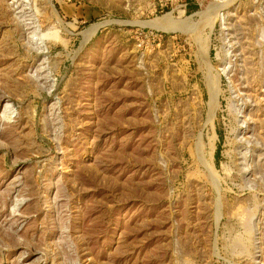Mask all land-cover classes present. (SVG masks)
<instances>
[{
    "label": "rangeland",
    "instance_id": "1",
    "mask_svg": "<svg viewBox=\"0 0 264 264\" xmlns=\"http://www.w3.org/2000/svg\"><path fill=\"white\" fill-rule=\"evenodd\" d=\"M0 264H264V0H0Z\"/></svg>",
    "mask_w": 264,
    "mask_h": 264
},
{
    "label": "bare ground",
    "instance_id": "2",
    "mask_svg": "<svg viewBox=\"0 0 264 264\" xmlns=\"http://www.w3.org/2000/svg\"><path fill=\"white\" fill-rule=\"evenodd\" d=\"M163 19H164V20H163ZM163 19H160V20H163V22H160V23H158V24H153V27H154V26H155L156 28L159 27V28H161V29H163V30H164V29H166V30H173V27H175V26L172 27V24H173V23L170 24V22H171L170 19H172V18H170V15L166 16V17L163 18ZM160 20H159V21H160ZM178 22H179V21H178ZM178 22H177V26H176V28L180 30V27L182 26V24H179V25H181V26H179V28H178ZM175 23H176V22H175ZM175 25H176V24H175ZM182 27H183V26H182ZM182 27H181V28H182ZM95 28H97V27H95ZM183 29L186 30L185 27H184ZM174 30H175V29H174ZM187 30H191V28H187ZM209 78H210V77H209ZM210 81H211V80H210ZM217 87H218V86H217ZM216 90H217V88H216ZM216 90H215V91H216ZM210 91H211V90H210ZM215 95H216V97H218L216 93H215ZM215 95H214V96H215ZM212 97H213V96H212ZM216 97H215V98H216ZM213 98H214V97H213ZM213 101H214V99H213ZM214 102H215V101H214ZM214 102H213V103H214ZM210 103H211V102H210ZM212 109H213V108H212ZM213 144H214V143H213ZM213 148H214V147H213ZM213 150H214V149H213ZM210 158H211V157H210Z\"/></svg>",
    "mask_w": 264,
    "mask_h": 264
}]
</instances>
